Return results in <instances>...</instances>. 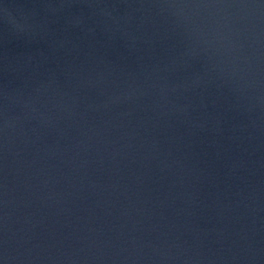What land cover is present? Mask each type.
<instances>
[{"label": "water", "instance_id": "water-1", "mask_svg": "<svg viewBox=\"0 0 264 264\" xmlns=\"http://www.w3.org/2000/svg\"><path fill=\"white\" fill-rule=\"evenodd\" d=\"M0 264H264V0H0Z\"/></svg>", "mask_w": 264, "mask_h": 264}]
</instances>
